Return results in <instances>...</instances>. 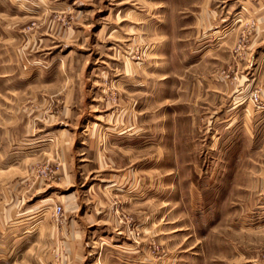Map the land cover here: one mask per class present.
<instances>
[{
  "label": "rangeland",
  "instance_id": "rangeland-1",
  "mask_svg": "<svg viewBox=\"0 0 264 264\" xmlns=\"http://www.w3.org/2000/svg\"><path fill=\"white\" fill-rule=\"evenodd\" d=\"M0 264H264V0H0Z\"/></svg>",
  "mask_w": 264,
  "mask_h": 264
},
{
  "label": "built area",
  "instance_id": "built-area-1",
  "mask_svg": "<svg viewBox=\"0 0 264 264\" xmlns=\"http://www.w3.org/2000/svg\"><path fill=\"white\" fill-rule=\"evenodd\" d=\"M254 101H255V102H258V101H259V97H258L257 95H255ZM57 211H58V212L61 211V207H58V208H57Z\"/></svg>",
  "mask_w": 264,
  "mask_h": 264
}]
</instances>
